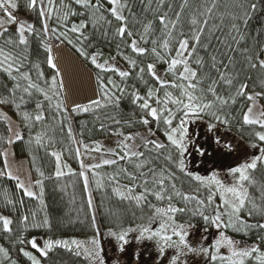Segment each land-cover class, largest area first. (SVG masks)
<instances>
[{
    "label": "snow or ice",
    "instance_id": "6c2138e0",
    "mask_svg": "<svg viewBox=\"0 0 264 264\" xmlns=\"http://www.w3.org/2000/svg\"><path fill=\"white\" fill-rule=\"evenodd\" d=\"M154 2L155 8L152 7ZM24 6L37 13L41 23L39 30L34 24L18 20L13 11L20 7L17 0H0V74L11 85L0 86L7 93L0 96V105L15 103L19 94L17 108L27 102L35 104L34 114L24 112L23 119L44 122L45 112L51 108L54 98L55 108L67 119L71 113L119 108L125 96H130L131 103L142 113L138 122L155 126V131L148 127L149 137H141V143L135 148L127 143L136 139L129 134L117 145L119 150H108L112 157L132 166L131 171L119 168L116 175L109 178L111 192L136 210L127 225L118 222L115 229H108V236L117 242L118 251L124 253L126 246L135 242L138 246L151 248L150 264H264V183L258 184L253 177L258 165L264 166V107L258 113L254 112L257 99H264V91L248 94V84L238 82L239 72L234 69L235 56L242 54L248 68L264 70V59L255 53L249 54L248 47H241L246 41L248 24L258 9L256 0H180L175 7L167 0H147L145 10L153 13L154 19L142 24L139 41L131 39L126 46L137 57L150 56L151 62L139 66L135 59L125 57L133 69L138 68L139 79L146 86L143 94L138 89L129 93L127 87H121L112 76L103 75L112 73L123 82L131 76V71L122 70L108 59L100 62L102 52L89 54L84 47V42L90 40L86 35L89 27L101 29L102 35L108 37L112 29V20L108 16L119 22L115 35L122 42L126 36L133 37L124 14L126 10L130 12L128 0H25ZM164 8L167 11H162ZM155 21H158L160 35L152 39L156 32ZM50 22L55 26L50 27ZM13 24L17 25L15 34L9 35V26ZM26 33L73 45L81 57L99 70L96 98L74 104L69 110L60 99L65 84L52 44L45 43L46 63L54 70L49 80L39 64L29 61ZM70 37L81 46L76 47ZM213 40L220 47H216L206 61L201 53L209 54ZM141 42H150L152 47H141ZM218 52H222L219 60L215 54ZM159 65H164L162 72L158 71ZM145 76L149 79L145 80ZM238 97H245L250 102L242 123L254 126L249 134L253 155L228 168L223 176L215 168L204 175L194 171L190 166L193 157L203 164L212 154L198 142L199 130L193 131L192 126L206 123L209 133H214L218 125L230 126L225 108L230 103L235 104ZM109 118L120 123L115 116ZM100 127L104 129L105 126L101 123ZM156 131L161 132L163 141L152 138ZM67 133L72 137L70 125ZM22 138L19 132L15 133V140ZM8 143H14V140L10 138ZM37 143H40L39 137ZM214 143L228 151L234 150L232 144L222 142L219 136L214 137ZM84 147L86 152L101 151V146ZM76 154L80 155L79 148ZM51 155L56 160L55 175H64L61 155L55 151ZM4 156L7 167V154ZM116 164L115 158L103 159L102 163L94 165H85L81 160L84 170L79 175L83 177L84 190L88 193L87 207L92 210L91 224L95 230L92 238L87 241L49 238L41 243L35 236L30 239L17 237L20 245H30L39 254L38 257L24 247L18 249L31 264H42L41 258H47L55 248L83 256L88 264H105L87 172ZM7 175L18 181L16 187L22 190L24 197L39 199L43 204L41 180L36 181L40 186L37 193L11 172ZM121 179L127 183L121 184ZM95 182L97 189L105 187L102 180ZM253 186L260 189L258 198L249 191ZM23 202V199L19 201ZM29 219V215H24L21 222L27 225ZM253 220L255 222H250ZM13 223L9 217L0 215L4 233L13 232ZM31 224L34 228L51 227L46 216L37 220L34 212L31 213ZM134 256L137 264H141V252L137 250ZM0 260L4 264H17L10 250L3 246H0Z\"/></svg>",
    "mask_w": 264,
    "mask_h": 264
},
{
    "label": "trees",
    "instance_id": "16d2710c",
    "mask_svg": "<svg viewBox=\"0 0 264 264\" xmlns=\"http://www.w3.org/2000/svg\"><path fill=\"white\" fill-rule=\"evenodd\" d=\"M20 7L14 11L17 18H24L25 23L34 24L39 30L41 28L40 20L37 13L28 10L24 4L25 0H17ZM147 0H128L130 5V12L125 11V15L128 17V28L134 35L133 37H125L122 42L120 37L115 35V29L119 26V22L108 16L109 20H112V29L109 31V35L105 38L102 35L101 29H93L89 27L86 35L90 36L89 41L84 42V47L89 54L96 51L102 52L100 62L104 59H108L110 62L114 57L115 61L119 63L124 70L131 71V76L125 81L121 82L120 78L112 73L103 74L105 77L112 76V78L121 87H127L129 93L133 89H138L141 94L146 91V86L143 81L139 79L138 68L133 69L128 63L125 57H131L137 61L139 66H144L151 62L150 56L137 57L131 53V50L126 46L130 43L131 39H137L139 41V33L142 32V24L147 20H153V13L145 10V4ZM172 3L173 6L177 5L180 0H167ZM258 3V9L253 15L247 27V37L244 44L241 47H248L251 51L249 54L255 53L260 59H264V0H256ZM105 7L110 5L105 4ZM156 7L155 2L152 5ZM167 11V8L162 9ZM2 15V13H0ZM107 15V13H105ZM77 20L79 18H76ZM20 21V19H18ZM55 25L50 22V27ZM17 25L13 24L9 26V35L15 34ZM156 29L155 36L152 39L158 37L159 24L158 21L154 22ZM26 35H28L26 33ZM73 38V44L76 47H80ZM29 45L27 55L31 63L40 65L41 70L44 71L45 77L50 80L54 70L51 69L47 63V52L45 49V43H59L55 39L48 40L46 37L42 38L41 35H28ZM2 43V41H0ZM213 48L209 49V54L201 53L205 55V60H209V55L214 52L216 47H220L213 40ZM66 45L79 59L86 65L92 72L95 85L96 75L99 70L95 69L90 64V61L81 57L76 52L73 45H69L66 41L63 43ZM141 47L151 48V43H140ZM217 59H221L222 52L215 53ZM225 62L226 58H225ZM164 65H159L158 69L163 71ZM234 69L238 70V82H246L248 88L246 92L248 94H254L256 92L264 91V70L250 69L244 60V55L237 54L235 56ZM242 69V70H241ZM207 70V69H206ZM215 75V73H212ZM35 76V71H33ZM149 78L145 76V80ZM0 86L10 87V82L7 81L3 74H0ZM97 91V86H96ZM225 94L224 89L221 90ZM234 94V91H233ZM7 95L0 87V96ZM62 100V97H60ZM258 105L264 107V99H257ZM20 103L19 94L17 95L15 103H9L7 105H0V109L8 114L17 124L18 132L22 135L21 140H14L11 143L13 155L16 158L25 159L30 178L34 183V187L37 193L40 191V186L36 185L37 180L42 181L43 185V204L39 199H30L24 197L22 190L16 187V180L11 179L7 174L3 163L2 152L7 145L9 128L6 121L0 117V215L7 216L14 221L12 227V233H4L2 230V224H0V246L8 248L10 255L13 259L17 260V264H31V262L24 257L22 253L18 251L20 247H24L25 250L32 251L33 254L39 257V254L35 250L31 249L30 245H20L17 237L30 239L35 236L41 240L45 239H67V238H91L95 234V230L91 224V212L87 207L88 193L84 190L83 177L79 173L84 170L81 168V162L79 156L76 154V149L79 143L89 144L98 139H112L117 145L124 139V136L131 134L136 137V145L141 143V137H149L148 127H152L155 131L154 125L144 126L138 121L142 113L131 103V97L125 96L120 102L119 108H107L106 110H94L88 113H71L64 118L61 115L60 110L55 108L56 98L53 99L51 108H48L45 112L46 119L44 122H34V120L25 121L23 119L24 112L34 114L35 104L33 102H27L21 104L19 108L16 104ZM249 101L245 97H238L235 104H229L225 108V113L231 120L230 126L218 125L217 127L225 129L238 138L251 143L252 138L250 133L253 131L254 126H245L242 123V116L249 106ZM70 110V109H69ZM55 116V118H53ZM115 116L120 120L119 124H116L109 117ZM101 123L104 124V129H101ZM71 126L72 137L68 136L67 128ZM255 130H261L255 128ZM123 133V135H120ZM40 138V143H37V138ZM161 141L164 140L161 132L156 131V136ZM130 141H127L129 144ZM213 142V141H212ZM210 143H207L208 149ZM213 145V143H212ZM135 148V147H134ZM57 152L61 155V170L64 175L57 177L56 172V160L51 155L52 152ZM210 151V150H209ZM213 151V150H212ZM211 152V156L214 153ZM214 157V156H213ZM116 165H104L99 169L90 170L87 172L89 178V189L92 193L94 210L96 215V226L108 231L109 228L115 229L118 222H123L125 225L132 220V212L136 211L130 207L127 201H121L111 192V184L109 178L116 175L119 168L125 167L129 171L132 170V166L126 161H120L118 158ZM210 157L206 158V169H211L210 163H216ZM217 164H219L217 162ZM204 165V164H203ZM43 173V175H41ZM95 173V175H94ZM254 179L258 184L264 183V166L258 165V169L253 173ZM96 179L103 181L105 187L97 189ZM127 183V181L121 179V184ZM250 193L254 197H259L260 189L258 186L250 187ZM23 199V204L19 201ZM13 201L9 204L8 201ZM36 213V219L42 220L45 216L48 218L51 227L50 228H34L31 224V213ZM138 214V213H137ZM24 215H29V222L27 225L21 222V218ZM119 218V219H118ZM250 222H255L250 221ZM264 222V221H262ZM239 238V237H237ZM254 239V236H253ZM251 242V241H250ZM42 264H88L83 256L77 257L72 253L62 249H53L47 258H41ZM0 264H4L0 260Z\"/></svg>",
    "mask_w": 264,
    "mask_h": 264
},
{
    "label": "rangeland",
    "instance_id": "374dc122",
    "mask_svg": "<svg viewBox=\"0 0 264 264\" xmlns=\"http://www.w3.org/2000/svg\"><path fill=\"white\" fill-rule=\"evenodd\" d=\"M20 21L25 22L24 18H18ZM53 46V55L56 58V63L58 64L61 72L63 73V79L65 84V90L62 97L65 105L71 109L74 104L87 103L90 99L96 98V85L94 81L93 74L91 70L84 65L80 59L64 44L52 43ZM110 63H115V65L122 70L124 68L117 63L115 60H111ZM159 72L161 70L158 69ZM257 107L254 109V112L258 113L260 111V106L256 101ZM0 117L3 118L9 131L8 140L11 138L15 139V133L18 132V126L16 122L2 109H0ZM199 130V143L203 144L205 147H208L207 143H210L209 150L214 153V157L210 156L214 160L216 158V163H210L211 169L215 168L221 172L223 176L227 169L239 165L240 163L249 160L253 155L254 150L249 147L248 142L238 138L232 133L228 132L225 129L217 127L214 133H209L207 130L206 123H198L192 126V130ZM219 136L222 142H228L233 145L234 150L228 151L226 148H222L220 145L214 143V137ZM136 139L134 141L130 140L129 145L133 148L136 144ZM213 141V142H212ZM213 143V145H212ZM85 145L89 149L95 148L96 146H101L100 152H86ZM78 148L80 150L79 160H83L85 165H94L97 163H102L103 159H113V157L108 153L109 149H115L116 143L112 139H98L93 143L84 144L79 143ZM7 154V167H5V156ZM3 163L6 170V174L11 172L12 176L19 177V180L22 181L26 186H30L33 191L35 190L34 183L30 178L29 169L25 159L16 158L13 155L11 144L8 143L2 152ZM206 163V160H205ZM205 163L199 164L198 160L193 157L192 164L194 171H199L200 174H207L211 169H204ZM18 183V181H16ZM100 230V239L102 241V247L104 252L102 253L105 257V264H137L134 253L139 250L142 255L141 264H150V255L151 248L149 246H138L135 242H130L126 246V251L120 253L117 248V242L108 236V231ZM92 238V237H91ZM91 238H67L65 240L78 239L87 241ZM41 243L43 240H41Z\"/></svg>",
    "mask_w": 264,
    "mask_h": 264
}]
</instances>
